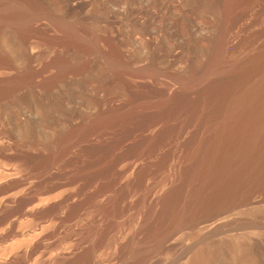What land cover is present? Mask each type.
Instances as JSON below:
<instances>
[{
  "label": "rangeland",
  "instance_id": "1",
  "mask_svg": "<svg viewBox=\"0 0 264 264\" xmlns=\"http://www.w3.org/2000/svg\"><path fill=\"white\" fill-rule=\"evenodd\" d=\"M39 1L49 15L38 22L29 40L8 27L0 29V77L9 71L24 74L30 68L55 77L40 93L44 98L39 93L40 99L33 95L25 100L0 97V264H80L75 261L98 242L95 254L100 264H128L131 258L126 257V248L139 244L141 233L148 230L151 207L146 198L169 189L166 180L178 173L184 143L172 139L171 129L166 130L171 131L167 136L161 131L158 139L164 142L160 143L170 140L176 156L166 160L167 148L153 155L145 164L152 173L145 188L126 194L128 184L124 182L130 175V179L135 177L127 174L121 186L108 193V198H96L82 216L74 206L86 200L91 187L75 175L79 164L66 160L47 171L42 166L44 158L62 129L85 121L96 111L109 106L146 107L153 95L156 99L160 91L179 88L175 74L186 73L191 63L206 54L219 14L203 0ZM254 12L252 29L262 30L264 16L256 20ZM56 20L80 23L81 32L96 35L105 50L118 47L134 71L125 73L114 67L100 50L86 53L69 41H60L62 31ZM235 32L232 37L244 34ZM247 50L241 47L232 57L241 58ZM59 59L80 63V68L59 71L55 64ZM133 140L139 143L141 135ZM76 155L88 160L81 150ZM125 202H131L126 212L116 217L112 211L109 214ZM244 204L209 212L200 225L180 231L169 244L156 249L148 264H264V190L252 203ZM107 225L112 228L105 235Z\"/></svg>",
  "mask_w": 264,
  "mask_h": 264
},
{
  "label": "bare ground",
  "instance_id": "2",
  "mask_svg": "<svg viewBox=\"0 0 264 264\" xmlns=\"http://www.w3.org/2000/svg\"><path fill=\"white\" fill-rule=\"evenodd\" d=\"M203 1L219 14L217 29L206 54L189 64L186 73L175 74L179 88L160 91L156 99L153 95L146 107L109 106L79 124H71L68 129L57 132L43 161L42 166L47 171L66 160L76 166L79 164V171L73 174L91 187L86 200L74 206L79 216L85 208L92 207L96 198H108V193L121 186L127 174L133 173L135 177L130 179V175L126 182L129 181L124 182L128 184L126 194L129 195L131 189L145 188L152 175L145 164L153 155L156 157L167 148L166 160L176 156V149L167 140L170 135L168 142L161 144L164 142L158 139L161 131L171 129L172 139L184 143L182 161L176 168L178 173L175 178L171 176L166 180L169 189L163 194L153 192L146 198L151 207V217L146 218L149 219L148 230L141 233L144 236L139 244L136 242L126 248V257L131 258V261L127 259L128 264H148L156 249L165 247L180 231L200 225L209 212L219 213L252 203L264 190V27L259 31L252 29V13L256 11V20L262 19L264 0ZM47 15L49 12L39 0H0V29L8 27L26 40L36 34V25ZM57 24L62 31L61 37L58 36L60 41H69L86 53L100 50L114 67L125 73L134 71L118 47L112 45L109 50L103 49L96 35L81 32L80 23L57 21ZM236 30L244 34L232 37ZM241 47H247L248 52L241 58H233ZM66 62L55 61L59 71L75 69L80 64ZM9 72H3L7 74L0 77V97L11 100H25L30 95L44 98L46 95L40 93H44L55 78L36 68L24 74ZM136 134L141 135L139 143L131 141ZM108 136L109 141L105 139ZM80 150L88 155L87 161L76 155ZM126 160L127 164H122ZM130 205L131 202H125L116 211L108 208V212L112 211L114 217L126 212ZM105 211L103 213H107ZM109 227L105 228V235ZM96 244L75 263L100 264L95 254Z\"/></svg>",
  "mask_w": 264,
  "mask_h": 264
}]
</instances>
